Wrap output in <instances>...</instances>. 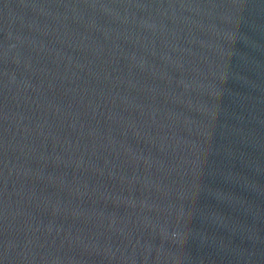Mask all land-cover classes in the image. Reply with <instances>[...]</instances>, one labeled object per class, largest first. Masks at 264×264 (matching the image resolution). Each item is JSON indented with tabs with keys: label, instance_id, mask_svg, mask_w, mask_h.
I'll list each match as a JSON object with an SVG mask.
<instances>
[{
	"label": "water",
	"instance_id": "obj_1",
	"mask_svg": "<svg viewBox=\"0 0 264 264\" xmlns=\"http://www.w3.org/2000/svg\"><path fill=\"white\" fill-rule=\"evenodd\" d=\"M0 264H264V0H0Z\"/></svg>",
	"mask_w": 264,
	"mask_h": 264
}]
</instances>
